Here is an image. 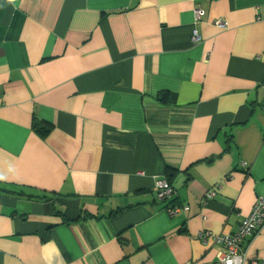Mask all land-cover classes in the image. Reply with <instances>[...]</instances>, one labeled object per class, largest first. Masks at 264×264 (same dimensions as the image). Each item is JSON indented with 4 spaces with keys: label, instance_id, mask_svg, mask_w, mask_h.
<instances>
[{
    "label": "crops",
    "instance_id": "0c3cea01",
    "mask_svg": "<svg viewBox=\"0 0 264 264\" xmlns=\"http://www.w3.org/2000/svg\"><path fill=\"white\" fill-rule=\"evenodd\" d=\"M0 175V264L217 262L264 200V0H0Z\"/></svg>",
    "mask_w": 264,
    "mask_h": 264
},
{
    "label": "built area",
    "instance_id": "2783aa9c",
    "mask_svg": "<svg viewBox=\"0 0 264 264\" xmlns=\"http://www.w3.org/2000/svg\"><path fill=\"white\" fill-rule=\"evenodd\" d=\"M196 20L199 21L204 15V10L196 8L194 10ZM218 27L221 29L227 28L226 22L219 21ZM192 40L199 42L201 37L197 31L194 30ZM221 185H216L210 189L204 199L203 205H206L207 201L216 198ZM157 198L162 202H168L175 196L174 187L167 181V179L161 180L156 184ZM166 210L171 216H175L188 210L189 206L168 204L165 206ZM206 219V216H203ZM264 230V200L259 199L249 216L245 217L237 229L233 233H220L215 234L208 230H203L199 233V239L206 245L213 243V245L219 246L222 249L220 258L217 262L212 264H246L247 255L246 250L249 242L258 234ZM254 264H264V261L255 260Z\"/></svg>",
    "mask_w": 264,
    "mask_h": 264
},
{
    "label": "trees",
    "instance_id": "16d2710c",
    "mask_svg": "<svg viewBox=\"0 0 264 264\" xmlns=\"http://www.w3.org/2000/svg\"><path fill=\"white\" fill-rule=\"evenodd\" d=\"M165 97H167V95H162L160 96V99H164L165 100ZM33 128L34 130L42 137H46L48 136V134L52 131L53 129V125L46 122V121H42V120H39L37 118H35L34 122H33ZM176 172V169L172 168V167H167V173L168 175H171V174H174ZM167 181L172 185L171 181L169 179H167ZM174 198L175 196L168 202H165L166 205L168 204H174Z\"/></svg>",
    "mask_w": 264,
    "mask_h": 264
},
{
    "label": "clouds",
    "instance_id": "9594fccd",
    "mask_svg": "<svg viewBox=\"0 0 264 264\" xmlns=\"http://www.w3.org/2000/svg\"><path fill=\"white\" fill-rule=\"evenodd\" d=\"M6 179H7L6 176H4V175H0V181L6 180Z\"/></svg>",
    "mask_w": 264,
    "mask_h": 264
}]
</instances>
